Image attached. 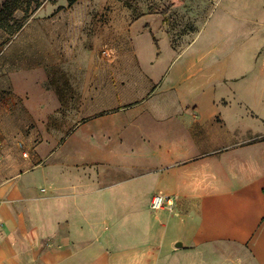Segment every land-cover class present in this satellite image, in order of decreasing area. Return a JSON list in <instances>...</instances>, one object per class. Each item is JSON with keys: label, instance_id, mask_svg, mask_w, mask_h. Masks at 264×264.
I'll return each instance as SVG.
<instances>
[{"label": "crops", "instance_id": "1", "mask_svg": "<svg viewBox=\"0 0 264 264\" xmlns=\"http://www.w3.org/2000/svg\"><path fill=\"white\" fill-rule=\"evenodd\" d=\"M208 55L172 54L153 104L91 91L71 156L54 154L44 101L0 153V264H264V102L218 91ZM108 170L123 177L103 184Z\"/></svg>", "mask_w": 264, "mask_h": 264}, {"label": "rangeland", "instance_id": "2", "mask_svg": "<svg viewBox=\"0 0 264 264\" xmlns=\"http://www.w3.org/2000/svg\"><path fill=\"white\" fill-rule=\"evenodd\" d=\"M0 5L6 8L3 24H21L14 32L0 27V153L10 138L36 127L43 118L38 109L47 101L54 154L73 155L82 116L72 113L76 106H90L91 91L153 104L166 90L162 82L171 74L172 54L188 44L221 61L218 91L236 90L264 102V0H0ZM111 102L100 99L99 108ZM27 110H34L33 119H27ZM19 122L27 129L20 131ZM122 177L108 170L102 183Z\"/></svg>", "mask_w": 264, "mask_h": 264}, {"label": "built area", "instance_id": "3", "mask_svg": "<svg viewBox=\"0 0 264 264\" xmlns=\"http://www.w3.org/2000/svg\"><path fill=\"white\" fill-rule=\"evenodd\" d=\"M176 196L156 195L152 198L150 207L152 210H169L171 211L176 204Z\"/></svg>", "mask_w": 264, "mask_h": 264}, {"label": "trees", "instance_id": "4", "mask_svg": "<svg viewBox=\"0 0 264 264\" xmlns=\"http://www.w3.org/2000/svg\"><path fill=\"white\" fill-rule=\"evenodd\" d=\"M75 0H70V4L71 3H73ZM5 10H6V8H5V6H1L0 5V27H4L6 24H3L2 23V16H3V14L5 13ZM20 26H21V24L19 23H15V24H12V25H10V24H7L5 27H7L10 31H12V32H14L16 29H18V28H20Z\"/></svg>", "mask_w": 264, "mask_h": 264}, {"label": "water", "instance_id": "5", "mask_svg": "<svg viewBox=\"0 0 264 264\" xmlns=\"http://www.w3.org/2000/svg\"><path fill=\"white\" fill-rule=\"evenodd\" d=\"M178 246H180V244H178Z\"/></svg>", "mask_w": 264, "mask_h": 264}]
</instances>
